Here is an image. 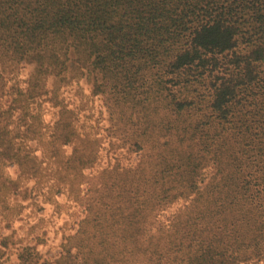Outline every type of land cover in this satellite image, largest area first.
Here are the masks:
<instances>
[{"label":"trees","instance_id":"16d2710c","mask_svg":"<svg viewBox=\"0 0 264 264\" xmlns=\"http://www.w3.org/2000/svg\"><path fill=\"white\" fill-rule=\"evenodd\" d=\"M84 83L119 156L82 195ZM6 167L0 193L81 198L55 252L44 231L14 264H264V0H0Z\"/></svg>","mask_w":264,"mask_h":264},{"label":"rangeland","instance_id":"374dc122","mask_svg":"<svg viewBox=\"0 0 264 264\" xmlns=\"http://www.w3.org/2000/svg\"><path fill=\"white\" fill-rule=\"evenodd\" d=\"M82 87L83 90H77V87H75L71 93L65 94L64 105L69 110V108H76L81 104L83 106L86 102V111L79 114L83 117L80 122L83 123L86 120L85 115L89 114L90 118L85 122L94 134L92 138L96 134L99 139V148L96 150L99 152L98 162L93 167L86 168L87 175L83 180V195L85 193L92 194V191L89 192V190L94 186V183L99 181L100 172L106 167L111 169L117 163L119 155L112 144L119 135V131L117 129L116 133L115 123L110 121L109 114L106 108L103 107L102 101L97 97L92 101L89 100V86L84 83ZM70 99H72V105H70ZM81 101L83 102L81 103ZM60 109L48 110L45 115L47 122L54 123L55 119L58 118L57 113ZM114 117L116 118V116ZM77 145L81 146V143ZM68 152H71L70 148ZM90 152L91 148L89 149ZM93 170H96L97 173ZM1 173L0 187H4L5 192H10L8 189L10 182L18 176V169L6 167L2 169ZM77 181L82 182L80 179H77ZM32 186L33 182L23 185V190H30ZM23 193L25 195L24 191ZM75 196L73 192L69 191L62 193L61 196L48 197L42 195L37 197L36 204L32 202V198H25L20 194L16 196L15 194L0 193V264H14L20 248L32 242L36 236L41 235L44 231H47L50 241L48 245L39 248L43 252L51 249V253L55 252L64 233V224L68 222L70 225L82 212L79 207L81 198L79 202H76ZM60 209L62 215L58 217L57 210L60 211ZM173 210L174 208L169 211L172 212Z\"/></svg>","mask_w":264,"mask_h":264}]
</instances>
